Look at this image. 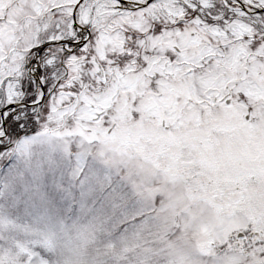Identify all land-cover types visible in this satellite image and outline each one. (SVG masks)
<instances>
[{
    "label": "snow or ice",
    "instance_id": "snow-or-ice-1",
    "mask_svg": "<svg viewBox=\"0 0 264 264\" xmlns=\"http://www.w3.org/2000/svg\"><path fill=\"white\" fill-rule=\"evenodd\" d=\"M0 264H264V0H0Z\"/></svg>",
    "mask_w": 264,
    "mask_h": 264
}]
</instances>
